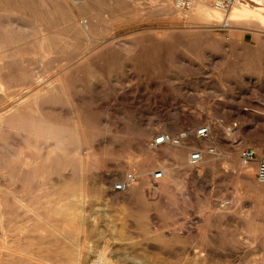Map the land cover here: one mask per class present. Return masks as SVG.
Segmentation results:
<instances>
[{
	"label": "rangeland",
	"instance_id": "1",
	"mask_svg": "<svg viewBox=\"0 0 264 264\" xmlns=\"http://www.w3.org/2000/svg\"><path fill=\"white\" fill-rule=\"evenodd\" d=\"M183 1L0 0V264H264V10Z\"/></svg>",
	"mask_w": 264,
	"mask_h": 264
},
{
	"label": "built area",
	"instance_id": "2",
	"mask_svg": "<svg viewBox=\"0 0 264 264\" xmlns=\"http://www.w3.org/2000/svg\"><path fill=\"white\" fill-rule=\"evenodd\" d=\"M238 0H212V6L223 12L227 13L234 5H236ZM187 4H185L186 6ZM228 131H231L229 129ZM210 128L207 124H201L193 130H184L178 133L176 136H170L166 133H159L156 137L152 138L150 141L151 147L171 145L177 146L189 135H193L196 139H206L209 136ZM213 153L212 147L203 149H193L189 152L187 160L190 165H196L201 160L205 154ZM239 158L243 165H248L252 162L256 163L255 178L259 185L264 189V157L258 156L256 151L252 148L241 150ZM162 172L160 170H155L151 172L150 179L156 181L160 179ZM135 176L133 174H126L121 180L116 182L113 186V190L122 192L125 191L128 186L134 181Z\"/></svg>",
	"mask_w": 264,
	"mask_h": 264
},
{
	"label": "bare ground",
	"instance_id": "3",
	"mask_svg": "<svg viewBox=\"0 0 264 264\" xmlns=\"http://www.w3.org/2000/svg\"><path fill=\"white\" fill-rule=\"evenodd\" d=\"M191 3V2H190ZM240 5V7L242 8H244V7H249L248 5V3H246L245 2V0H238V2H237V4L236 5ZM256 4H257V6L256 7H259L260 5H259V3L256 1ZM236 5H234L228 12H227V15H229L230 13H231V11H232V9L236 6ZM185 6V1H183V0H178V8H183ZM216 10V9H215ZM256 10V9H255ZM219 11V10H218ZM220 12V11H219ZM162 174L164 175V172L162 171ZM161 178H163V176H161ZM160 178V179H161ZM159 180V179H158ZM132 185V183L128 186V188H130V186Z\"/></svg>",
	"mask_w": 264,
	"mask_h": 264
},
{
	"label": "crops",
	"instance_id": "4",
	"mask_svg": "<svg viewBox=\"0 0 264 264\" xmlns=\"http://www.w3.org/2000/svg\"><path fill=\"white\" fill-rule=\"evenodd\" d=\"M254 1L255 2L257 1L259 3V5H260L259 7L256 8L255 13H258L259 9H261V8H263V10H264V0H254Z\"/></svg>",
	"mask_w": 264,
	"mask_h": 264
}]
</instances>
